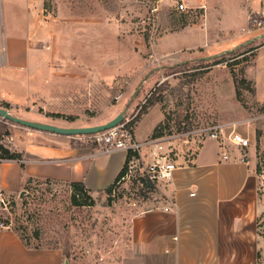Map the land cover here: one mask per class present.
I'll return each mask as SVG.
<instances>
[{
  "label": "rangeland",
  "instance_id": "rangeland-1",
  "mask_svg": "<svg viewBox=\"0 0 264 264\" xmlns=\"http://www.w3.org/2000/svg\"><path fill=\"white\" fill-rule=\"evenodd\" d=\"M44 4L46 38L52 49L62 53L72 44L76 54L66 60L57 57L53 65L61 73L58 82L63 87H57L52 98L44 95L40 104L36 102V115L31 107L21 110L11 105L7 109L12 114L92 126L125 112L132 118L136 138H164L172 160L193 155L203 140L200 131L215 124L228 125L227 131L244 130L252 142L259 135L262 150L264 103L256 99L247 68L264 37L246 39L260 36L264 27L250 33L248 28L244 41L232 46L198 47L185 50L196 52L189 59H173L179 56L175 54L157 61L153 50L157 37L195 21L199 9L180 12L171 0H45ZM70 116L76 119L70 121ZM0 127V146L11 152H19L14 144L24 134L38 133L2 117ZM42 134L46 137L40 135L39 140L52 137ZM71 138L76 145L96 147L88 135ZM148 150H142L144 157ZM8 161L0 157V164ZM4 186L0 180V224L8 220L11 227L24 226L33 245L57 248L64 264H170L161 255L137 254L131 247L135 217L160 205V192L138 196L134 181L127 179L116 183L111 193L91 192V206H77L72 203L70 182L31 178L14 192ZM36 231L38 239L32 237Z\"/></svg>",
  "mask_w": 264,
  "mask_h": 264
},
{
  "label": "crops",
  "instance_id": "crops-1",
  "mask_svg": "<svg viewBox=\"0 0 264 264\" xmlns=\"http://www.w3.org/2000/svg\"><path fill=\"white\" fill-rule=\"evenodd\" d=\"M185 2L189 9H199L200 16L157 37L153 43L159 55L157 61L171 59L175 54L180 57L173 59H189L196 52L185 50L198 47L241 43L248 35L247 29L264 12V0ZM44 3L45 0H0V103L9 102L21 110L31 107L33 115L41 97L50 99L57 87H63L58 82L61 73L53 65L57 57L66 60L76 54L70 49L72 44L59 52L62 56L52 49V42L46 38ZM247 75L254 82L257 101L264 103V43L256 48ZM27 118L63 127L80 126L38 116ZM36 131L39 134H24L14 144L24 159L0 164L1 183L11 192L29 178L83 182L93 191H104L116 182L126 163L125 151L100 153L95 148L76 145L71 136L51 132L52 137L42 141L39 138L45 131ZM258 138L256 135L252 142L250 137L251 144L243 152L231 147L227 159L219 143L212 139L204 140L188 158L180 155L172 182L162 187L160 205L135 217L132 251L161 255L170 264H264V198L260 195V189L264 190V141L259 150ZM148 151L149 156H143L146 163L154 160L153 150ZM169 199L175 200L177 210L164 209ZM63 262L57 248L27 247L12 228H0V264Z\"/></svg>",
  "mask_w": 264,
  "mask_h": 264
},
{
  "label": "built area",
  "instance_id": "built-area-1",
  "mask_svg": "<svg viewBox=\"0 0 264 264\" xmlns=\"http://www.w3.org/2000/svg\"><path fill=\"white\" fill-rule=\"evenodd\" d=\"M177 11L186 12L189 10L185 0H173ZM264 27V12L254 20L252 26L249 27V33L253 28L261 29ZM264 37V33L256 38L249 40V42L255 41L258 38ZM132 118L128 115L124 116V120L117 126L111 127L105 131H101L94 134H89L90 139L95 143L96 149L100 153H112L115 151H125L128 154V161L126 167L129 165V169H126L117 183H121L123 180H133L138 196H151L161 192L162 187L172 182L174 178V172L178 165L176 160L171 159V151L168 150L165 145L166 141L162 137H151L146 141H140L136 138L132 130ZM235 126V125H233ZM228 125L215 124L209 126L200 131V135L203 136V140H216L221 148L222 156L227 159L228 153L231 147L238 148L242 152L246 150L251 142L250 138L243 132L238 131L236 128H232L227 131ZM87 136V135H85ZM152 148L154 155L153 162L146 163L143 159L142 150L144 148ZM245 155L241 158L244 160ZM260 195L264 198V190L260 189ZM194 194V193H193ZM0 200H3L2 193H0ZM166 211L177 210V204L174 199H169L164 206ZM0 227H7L0 224Z\"/></svg>",
  "mask_w": 264,
  "mask_h": 264
},
{
  "label": "trees",
  "instance_id": "trees-1",
  "mask_svg": "<svg viewBox=\"0 0 264 264\" xmlns=\"http://www.w3.org/2000/svg\"><path fill=\"white\" fill-rule=\"evenodd\" d=\"M0 106L5 107V108H10L11 107V104L9 102H3V103H0ZM58 115H60V114H58ZM3 119L4 120H7V121H11V120H8V119H5V118H3ZM68 119L70 121H74L76 119V117L75 116H70V117H68ZM3 126L4 125L2 124V127ZM2 127H0V135L3 134ZM0 152H1V156L0 157L3 158V159H7V160H18V161L24 159L23 158L24 157L23 153L16 152V151L11 152L9 149L4 148L2 146H0ZM128 157H127L126 163L128 161ZM126 163H125L122 171L119 173V175H118V177L116 179V182L114 184H112L111 186H109L104 191H106L107 193H111L113 187L116 185V183L118 182V180L120 179V177L124 173V171L126 169ZM23 165L24 164H22V166ZM29 180H31V178H29L28 181ZM70 184L72 186V197L71 198H72V203L74 205H77V206H91L94 203L93 196L91 195V192H93L92 189H89L88 187H86V185L83 182L74 181V182H70ZM99 192H103V191L99 190ZM80 198H85V199H84V201L81 202ZM2 224L5 225V226H9L10 228H12L17 233V235L20 237V239L24 242V244L27 247L37 248V249L46 248V247H43L40 244L33 245L32 242H31V240H30V237L25 233L26 232V228L24 226L18 225L16 227H11L10 226V221H8V220L3 221ZM32 237H34L35 239H38L39 238L38 232L36 231L32 235ZM52 248L55 249V247H52Z\"/></svg>",
  "mask_w": 264,
  "mask_h": 264
},
{
  "label": "water",
  "instance_id": "water-1",
  "mask_svg": "<svg viewBox=\"0 0 264 264\" xmlns=\"http://www.w3.org/2000/svg\"><path fill=\"white\" fill-rule=\"evenodd\" d=\"M0 116L11 120L14 123L45 132H51L60 135H68V136H75V135H89L98 133L101 131H105L111 127L117 126L124 120L125 112H120L114 118L108 120L105 123L92 125V126H73V127H63L58 126L52 123H46L41 121H34L25 119L19 116L12 114L7 108L0 106Z\"/></svg>",
  "mask_w": 264,
  "mask_h": 264
}]
</instances>
